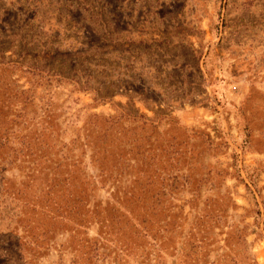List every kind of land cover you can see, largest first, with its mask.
<instances>
[{
  "label": "rangeland",
  "instance_id": "obj_1",
  "mask_svg": "<svg viewBox=\"0 0 264 264\" xmlns=\"http://www.w3.org/2000/svg\"><path fill=\"white\" fill-rule=\"evenodd\" d=\"M0 264H264V0H0Z\"/></svg>",
  "mask_w": 264,
  "mask_h": 264
}]
</instances>
